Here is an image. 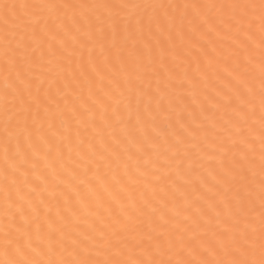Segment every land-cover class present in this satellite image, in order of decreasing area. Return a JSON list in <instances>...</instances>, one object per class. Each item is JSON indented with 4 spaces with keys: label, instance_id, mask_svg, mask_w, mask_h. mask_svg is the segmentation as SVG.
I'll use <instances>...</instances> for the list:
<instances>
[{
    "label": "snow or ice",
    "instance_id": "1",
    "mask_svg": "<svg viewBox=\"0 0 264 264\" xmlns=\"http://www.w3.org/2000/svg\"><path fill=\"white\" fill-rule=\"evenodd\" d=\"M0 264H264V0H0Z\"/></svg>",
    "mask_w": 264,
    "mask_h": 264
}]
</instances>
